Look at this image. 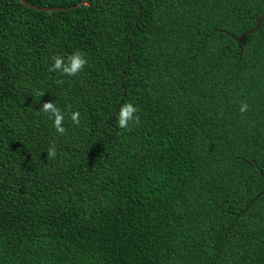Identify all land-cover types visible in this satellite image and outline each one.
Returning a JSON list of instances; mask_svg holds the SVG:
<instances>
[{"label": "trees", "instance_id": "16d2710c", "mask_svg": "<svg viewBox=\"0 0 264 264\" xmlns=\"http://www.w3.org/2000/svg\"><path fill=\"white\" fill-rule=\"evenodd\" d=\"M263 13L0 0V264H264V22L234 39ZM75 52L76 74L48 71Z\"/></svg>", "mask_w": 264, "mask_h": 264}, {"label": "clouds", "instance_id": "9594fccd", "mask_svg": "<svg viewBox=\"0 0 264 264\" xmlns=\"http://www.w3.org/2000/svg\"><path fill=\"white\" fill-rule=\"evenodd\" d=\"M85 64V60L82 58V55L79 52L73 53L69 60L65 63L62 59L57 56L53 57V62L49 67V72H61L62 75L72 76L80 71ZM38 96L42 95L41 93H36ZM248 105L245 103H241L239 105V112L243 114L247 111ZM42 113H46L49 119L52 120V126L55 129L56 133L64 134L65 129L62 126V121L64 120V116L61 111L53 104V103H44L40 109ZM136 112V109L130 104H124L120 110L118 115V127L119 128H127L129 121H138V117H134L133 113ZM70 119L74 124L79 123V113L71 112ZM47 155L49 157H53L55 155V147L50 146L47 150Z\"/></svg>", "mask_w": 264, "mask_h": 264}, {"label": "water", "instance_id": "95a60500", "mask_svg": "<svg viewBox=\"0 0 264 264\" xmlns=\"http://www.w3.org/2000/svg\"><path fill=\"white\" fill-rule=\"evenodd\" d=\"M19 1L23 4V6H25V7H27V8H30V9H33V10H36V11H39V12H51V11H62V10H69V9L78 8V7H80L81 5H83L87 0H82V1L79 2L76 6L71 7V8H67V9H64V8H38V7H34V6L30 5V4H28L25 0H19ZM263 22H264V13H263V15L258 19L257 24H256V26H255L254 29H252V30H250V31H248V32H246V33H244V34H243L242 36H240V37L234 38L235 41H236L237 43L240 44V43L242 42V40H243L247 35H250V34H253L254 32H256V31L259 29V27L263 24Z\"/></svg>", "mask_w": 264, "mask_h": 264}]
</instances>
